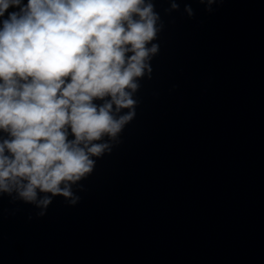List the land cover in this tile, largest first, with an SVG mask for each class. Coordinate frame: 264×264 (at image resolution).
<instances>
[{
  "label": "water",
  "instance_id": "1",
  "mask_svg": "<svg viewBox=\"0 0 264 264\" xmlns=\"http://www.w3.org/2000/svg\"><path fill=\"white\" fill-rule=\"evenodd\" d=\"M153 2L135 118L75 206L0 196V264H264V0Z\"/></svg>",
  "mask_w": 264,
  "mask_h": 264
},
{
  "label": "clouds",
  "instance_id": "2",
  "mask_svg": "<svg viewBox=\"0 0 264 264\" xmlns=\"http://www.w3.org/2000/svg\"><path fill=\"white\" fill-rule=\"evenodd\" d=\"M163 28L153 0H0V196L40 217L79 202L73 186L136 116Z\"/></svg>",
  "mask_w": 264,
  "mask_h": 264
}]
</instances>
